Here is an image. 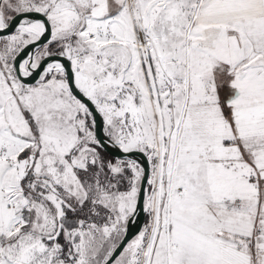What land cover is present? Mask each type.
I'll list each match as a JSON object with an SVG mask.
<instances>
[{
	"label": "snow or ice",
	"instance_id": "1",
	"mask_svg": "<svg viewBox=\"0 0 264 264\" xmlns=\"http://www.w3.org/2000/svg\"><path fill=\"white\" fill-rule=\"evenodd\" d=\"M0 264H264V0H0Z\"/></svg>",
	"mask_w": 264,
	"mask_h": 264
}]
</instances>
